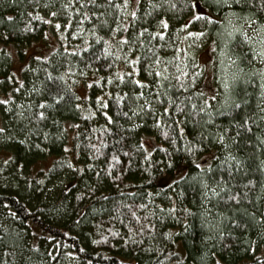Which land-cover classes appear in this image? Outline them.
I'll list each match as a JSON object with an SVG mask.
<instances>
[{"label":"snow or ice","instance_id":"obj_1","mask_svg":"<svg viewBox=\"0 0 264 264\" xmlns=\"http://www.w3.org/2000/svg\"><path fill=\"white\" fill-rule=\"evenodd\" d=\"M28 2L34 9L47 13L48 19L34 12L27 14L51 27V32L41 33V40L48 44L54 39L56 43L47 53L38 55L23 47L18 49V70L24 79L15 72L0 73L3 75L0 81V123H3L0 148L30 143L36 150L33 155L41 160L52 156L56 148L59 152L43 164L35 159L17 161L18 176L24 179L25 187L33 191L30 206L13 211L5 204L7 216L16 221L23 219L27 224L28 219L34 217L36 207L31 200L33 197L39 200L40 196L59 200L53 211H66L68 197L65 194L73 187L72 198L77 201L73 210L78 218L87 220L88 211L93 217L96 213L103 214L109 203L120 214L109 217V224L111 220L120 219L126 231L122 233L109 227L101 234L104 226L98 223L99 239H92L91 243L108 244L118 237L116 246L128 247L130 264H139L144 255L151 264H165L175 255L168 252L165 245L183 237L172 231L158 230L156 223L168 217L182 225L184 233L195 226L196 219L199 220L200 229L208 233L203 237L204 242L213 241V247L222 249L214 264H228L225 254L236 248L237 230L249 236L245 248L248 264H264V251L260 250L264 247V215L257 217L255 212L245 210L237 218L220 210L248 200L249 192L257 184L260 191L255 195L253 207L264 202V160L260 161L258 169H252L260 172V181L251 178L236 181L238 175H246L248 171L236 151L243 146V137L248 136L249 145L255 137V149H264V132H253L257 120L264 123V115H258L264 113V107H260L264 104V91L253 112L243 98L247 93L238 88L244 82L242 69L232 74L230 82L227 77L221 78L223 74L214 72L213 80L205 83L208 65H201L198 60V50L208 38L209 29L204 25H220L216 32L219 43L212 40L211 60L218 59V50L220 56L225 55L221 44L230 46L239 34L244 43L261 45L258 53L255 47L250 51L264 62V0H187L183 6L189 9L190 18L185 19L178 30L170 25L171 17L168 16V12L177 7L175 0ZM213 13L222 15L218 18ZM13 19L11 15L0 18V26H8ZM31 23L30 19L24 31H35ZM197 24L200 27L195 30ZM177 32L182 38L175 34ZM11 36V30L0 31V41L5 44ZM184 44L186 47H181ZM237 46L240 45L237 43ZM241 55L233 50L228 55L229 63L234 67L243 63ZM0 57H12V53L0 48ZM212 67L217 68V65ZM141 71L146 74L144 79L140 78ZM260 79L264 81V76ZM81 84L89 90L97 89L99 94L77 95L74 89ZM260 87L264 89V82ZM96 118L103 120L102 127L93 123ZM5 119L8 123H4ZM13 120L23 125L21 135L26 139L9 133V127H14ZM86 124L90 127L82 132ZM97 132L101 133L100 137L95 135ZM32 135L50 142L51 148L31 141ZM158 138H163V144L168 146L155 143ZM109 148L111 153L107 151ZM154 152L164 154V158L155 161L156 170L168 173L159 178L163 185L161 192L141 194L126 190L137 187L124 184L133 167L147 174L140 177L142 181L152 179ZM81 153L85 158L73 162ZM176 153L183 155L185 164L177 166L173 159ZM121 156L127 159L122 160ZM12 160L9 156L3 164L7 166ZM140 160L146 161V166L141 167L137 163ZM29 164L35 168V174L28 170ZM63 170L66 175L61 179L60 171ZM5 171V167H0V173ZM69 173L71 179H68ZM163 189L168 190V207L157 205L152 199L159 197ZM189 189H194L193 196L199 200L196 212L183 206ZM116 195L130 198V202L115 200ZM192 202L195 203V199ZM20 212L26 215L22 218ZM228 225L233 227L228 228ZM252 227L256 228L255 239L249 235ZM157 232L161 242L155 247L146 244L145 240L156 242ZM21 233L26 236L27 229H14L10 235L9 227L0 223V256H12L13 264L21 261L32 264L31 256L25 251H38L39 246L29 245ZM46 239L51 241L53 237ZM46 255L56 259L51 251ZM211 256L215 258L217 253L212 251ZM0 264L6 262L0 258ZM175 264H186V261L177 258Z\"/></svg>","mask_w":264,"mask_h":264},{"label":"trees","instance_id":"obj_2","mask_svg":"<svg viewBox=\"0 0 264 264\" xmlns=\"http://www.w3.org/2000/svg\"><path fill=\"white\" fill-rule=\"evenodd\" d=\"M43 2V0H42ZM187 0H175L177 7L168 12V16L171 17L169 20L170 25H172L175 29H179V25L184 22L185 19L190 18L189 9L184 7V3ZM59 7V4H57ZM55 10V9H53ZM29 12H34V14L39 16H44L45 19H48L47 13L42 11L39 8H33L29 6L28 0H0V18L6 17L8 15L13 16V21L8 24V26H0V31H12V36L5 44L0 41V48L5 49L9 52L8 48L22 46L23 44H32L34 41L41 40L40 35L44 31L51 32V27L48 24H45L43 20H36L28 17ZM218 18L222 15L219 13H213ZM31 19V26L35 27L34 32L24 31V25L28 23ZM63 22V20H62ZM203 23V22H201ZM209 29L208 38L204 40L201 44L200 50H206L207 48H212V40H219L216 37L217 29L220 28V25H216L215 27L212 25H204ZM200 27L199 24L196 25V29L198 30ZM19 29V31H17ZM230 30V29H229ZM177 35H181L179 32L175 33ZM53 35H57V33H53ZM227 38V37H226ZM56 43V42H55ZM237 43L240 46H237ZM181 47H186V44L181 45ZM252 45H248L243 42V37H240L237 34V41L233 42L230 46H225L221 44V49L225 51L227 54V58L225 59L224 66L229 63L228 55H231L233 50L237 54H242L240 59L243 63H239L237 66H233V64L229 63L228 72L225 74L228 76V81L230 82L231 76L233 73H236L238 69H242V74L244 75V82L238 85V88L244 89L247 93L243 98L248 101V105L251 111H256V106L260 104V93L264 91L261 89L260 84L262 83L259 76H257L254 72V56L255 53L250 51ZM210 53L213 52L210 49ZM219 54V50L217 52ZM18 60H20L19 53L16 54ZM233 59H236L233 56ZM0 60L6 61V63L0 62V73L11 74L13 72V57H0ZM199 60V58H198ZM228 60V61H227ZM201 65H208V71L206 73V81L213 80V73L216 72L219 74V69L213 68L212 65L214 63L211 60L210 63ZM210 65V66H209ZM203 71V68L201 69ZM224 74V73H223ZM224 74V75H225ZM16 75L20 79H24V76L19 72ZM146 74L141 71L140 78L144 79ZM223 78V77H221ZM3 80V75H0V81ZM79 89L83 91V93H79ZM77 95H91L93 92L95 94H99L97 89H86L83 85H77L76 89ZM19 96V94H16ZM260 107H264L263 104ZM251 114V113H249ZM258 115H264V113H258ZM255 118V117H254ZM149 123L151 122L150 118ZM4 123H8L7 119L4 120ZM12 125L14 127H9L8 131L10 134L18 135L20 139H26L25 136L21 135L22 124L13 120ZM93 123L98 124V126L103 125V120L96 118L93 120ZM0 126H3V123H0ZM90 127V125H84L81 128V131H84V128ZM49 131H54V129H49ZM253 132L259 134L260 132H264V123H261L257 120L256 125L253 126ZM71 129H69V136H71ZM97 137L101 136V133L97 132L95 134ZM253 144H248V136L245 135L243 137L244 144L242 147H239L236 151L239 152L240 158L244 161L246 169H248L247 174H241L236 177V181L240 182L241 180L246 179H255L260 181L262 179L260 172L252 171V169H258L259 163L261 160H264V149H255V137H252ZM31 141L36 143H42V146H47L51 148L50 142H43L37 139L35 135L31 136ZM93 142H96L93 140ZM11 143V142H10ZM155 143L163 144V138H158ZM164 147H167V144H163ZM179 146V145H177ZM111 153V148L107 150ZM171 151V149H169ZM36 152L34 148L31 147V144L28 143L26 145L16 146L8 148H0V167H5L6 171L0 173V223L9 227V234L11 235L14 229H27V235L24 236L21 233L24 241H26L29 245L35 244L39 246L38 251L28 252L25 251L26 255L31 256L32 264H130L128 259V247L123 244L117 245L119 238H113V240L108 244H100L94 245L91 243L92 239H99V235L96 231V226L98 223H103L104 229L101 234H104L107 228L111 227L114 231L124 232L126 231L122 225L120 219L111 220L109 224V217L111 216H119V213H116L112 208V204L109 203L106 205L107 211L103 214L96 213L95 217L91 211L87 212L88 219H80L77 216L76 211H74V207L77 204V201L73 199V194L75 192V188L70 187L69 193L65 195L68 199L65 201L67 204L66 211H53L54 208L60 203L59 200L54 199L53 197L40 196L39 200L36 198H32L31 203L35 204L36 207L33 209L34 217H30L28 219V223L25 224L23 219L21 221H16L13 218L7 216L8 208H5L4 205L7 204L9 208L13 211H18L23 206L29 205L30 194L32 193V188H26L25 182L22 177L18 176V170L16 169L17 161H20L21 158L26 159H35L37 163L43 164L47 163L51 159H54L59 152V149L56 148L53 150V155L47 157L44 160H41L39 156L33 155ZM234 154H236L234 152ZM13 157V160L9 162L7 166L3 164V161L8 159V157ZM179 157V159H177ZM85 157L81 153L78 155L73 162L82 161ZM164 158V154L160 152H154L152 156L153 163V172L152 179L148 181L145 179L142 181L140 177H146L147 174L139 171L136 167H133L131 172L127 175V178L124 181L125 186H130L132 184L137 185V187H128L126 190H130L133 192L143 193H156L161 192L163 185L160 183L159 178L161 176H165L168 173L166 171L161 172L157 171V165L155 161H160ZM122 160H126V157L121 156ZM173 159L177 161V166L185 164V160L183 159V155L181 153H176L173 156ZM103 158H101L102 162ZM22 162V161H21ZM96 163L95 161H92ZM141 167L146 166V161H137ZM162 167V166H160ZM28 170H31L33 174H35V168L32 164L28 165ZM28 170H26V175L28 174ZM175 170H172V175L174 177ZM66 175V170L60 171L61 179H64ZM37 179H43V177L36 176ZM53 182H55V177L52 178ZM68 179H71V174H68ZM47 183V181H45ZM75 181L73 180V185H75ZM51 185H49L50 187ZM181 187H184L181 185ZM260 191L259 184L256 185L255 188L249 192V199L242 201L240 205L233 204L231 207L221 208V211H224L228 216H236L239 218L243 212L246 210L247 212H255L257 217L260 215H264V202H261L258 207H253L256 203L255 195ZM194 189L188 190V198L184 200V207L191 208L193 212L197 211V207L199 206L198 197L193 196ZM168 193L167 189H163V192L159 197H152L155 199V203L157 205H163L164 207H168V203L166 200V194ZM115 200L124 199V201L130 202V198H122L119 195L114 197ZM195 199V203L192 201ZM137 203L141 202L140 200L136 201ZM83 208V205L80 206ZM93 207H99V205L93 204ZM149 207L152 205L149 202ZM121 211H125L121 209ZM23 218L26 214L23 212L19 213ZM191 220V218H189ZM248 218L245 217V220ZM125 223L127 220L125 219ZM157 228L160 231H172L180 234L182 239H176L175 243H169L165 245L166 250L170 253H175V255L170 257L169 261H165V264H175L177 258H182L186 261V264H214V259H219V253L222 251L221 248L213 247V241L204 242L203 237L207 235V230H202L199 227V220L196 219L195 226L187 233L182 232V225L177 224L174 219L171 217L166 218L162 223L156 222ZM249 223H251L249 221ZM232 225H228V228H232ZM256 228L252 227L249 229V235L252 239H255ZM35 233V235H33ZM67 233V235H65ZM47 236H52L53 240L49 241L46 239ZM236 236L239 237V240L236 241V248L232 251L225 254V260L228 261V264H248L249 255L245 253V248L248 246L249 236L242 234L239 230L236 231ZM161 237L159 233L156 234V242L145 240L146 244H153L156 246V243L161 242ZM84 248V252H80L79 249ZM11 250V249H10ZM264 251V247L260 249ZM51 251L55 255L56 259L52 260L46 255V252ZM215 251L217 256L213 258L211 256V252ZM68 253H75V256H69ZM99 253V255H97ZM19 255V253H18ZM6 264H13L12 256H0ZM23 264V261L20 262ZM139 264H151L147 255H144L140 260Z\"/></svg>","mask_w":264,"mask_h":264},{"label":"rangeland","instance_id":"obj_3","mask_svg":"<svg viewBox=\"0 0 264 264\" xmlns=\"http://www.w3.org/2000/svg\"><path fill=\"white\" fill-rule=\"evenodd\" d=\"M256 39H257L256 37H253V40H256ZM55 42L56 41L53 39V40H51L50 43L45 44L42 40H38V41H34L32 44H27V45L23 44L22 46L8 48L9 52L12 53V57H13V60H12L13 72L19 74L18 66L20 64V60H18V58L16 56L19 48H21V47L26 48L28 51L33 52V54L38 55V54L47 53L48 51H50V49L53 46H55ZM252 47H255L257 50V53H258L261 45L256 44V45H252ZM210 49L211 48L209 47L206 50H200V51L198 50V58H199L201 63L208 64L211 62V57L213 55H212V53H210ZM216 55H217L218 59L215 60L213 63V64L217 65L216 71H217V69H219V74H223V73L225 74V72L227 74L228 68H229V63H227L225 66L223 63L225 61V59L227 58V54L225 53V55L220 56L218 53H216ZM255 57H256V59H254V62H255L254 63V72L257 73L256 75L259 76V78H260L261 76H264V62H262L258 58V56H256V54H255ZM224 74L222 75L223 78L228 77L227 76L228 74L227 75L226 74L224 75ZM262 82H264V81H262ZM78 91L80 94L83 93V91L81 89H79ZM263 106H264V104H263ZM73 264H75V263H73Z\"/></svg>","mask_w":264,"mask_h":264}]
</instances>
